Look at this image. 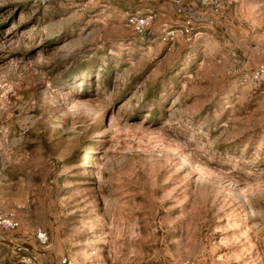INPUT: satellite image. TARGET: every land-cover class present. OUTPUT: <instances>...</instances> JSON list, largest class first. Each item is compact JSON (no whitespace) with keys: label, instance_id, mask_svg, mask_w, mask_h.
<instances>
[{"label":"rangeland","instance_id":"374dc122","mask_svg":"<svg viewBox=\"0 0 264 264\" xmlns=\"http://www.w3.org/2000/svg\"><path fill=\"white\" fill-rule=\"evenodd\" d=\"M222 1L0 0V264H264V0Z\"/></svg>","mask_w":264,"mask_h":264},{"label":"built area","instance_id":"2783aa9c","mask_svg":"<svg viewBox=\"0 0 264 264\" xmlns=\"http://www.w3.org/2000/svg\"><path fill=\"white\" fill-rule=\"evenodd\" d=\"M201 4L206 7H210L212 12L215 14H220L223 10V1L222 0H201ZM157 15L154 13L149 14H132L129 15L127 19L128 27L132 28L136 34L144 35L156 22ZM194 21L195 19H189L186 21L180 28H170L166 31L163 41L167 44H173L177 41L180 35L190 36L194 32ZM209 24H215V19H208ZM248 79L253 82H258L264 78V65L259 66L255 69L250 75H246ZM16 225V224H13ZM40 242L46 246H49V237L46 232L40 231L37 234ZM51 264V263H45ZM62 264H74L70 259H63ZM183 264H194L191 261H186Z\"/></svg>","mask_w":264,"mask_h":264}]
</instances>
